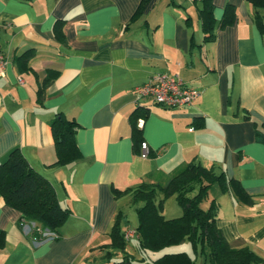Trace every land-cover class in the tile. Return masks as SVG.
<instances>
[{"label": "crops", "instance_id": "obj_1", "mask_svg": "<svg viewBox=\"0 0 264 264\" xmlns=\"http://www.w3.org/2000/svg\"><path fill=\"white\" fill-rule=\"evenodd\" d=\"M141 1L0 0V52L7 62L0 78V163L18 149L70 210L59 237L34 247L19 213L0 198V264H120L126 256L127 264H152L180 253L132 259L136 228L126 239L130 226H122V252L111 247L109 233L118 212L125 215L121 203L131 201L129 194L115 199L113 189L165 183L187 163L223 171L253 197L246 206L217 185L219 193L208 200L219 206L216 226L228 245L248 246L264 258V145L255 141V127L264 129V34L252 8L245 0H212L216 25L227 4L236 19L206 42L200 0H150L133 20ZM58 21L64 42L54 36ZM48 72L56 76L38 102ZM156 74L177 77L198 98L167 109L139 97L136 89ZM136 109L147 112L137 127L151 154L146 159L131 139ZM57 113L79 126L81 159L67 166L54 165L50 122Z\"/></svg>", "mask_w": 264, "mask_h": 264}, {"label": "trees", "instance_id": "obj_2", "mask_svg": "<svg viewBox=\"0 0 264 264\" xmlns=\"http://www.w3.org/2000/svg\"><path fill=\"white\" fill-rule=\"evenodd\" d=\"M173 3V0H169ZM252 8L253 20L264 34V0H245ZM150 0H142L133 16V20L142 14ZM197 10L202 32L206 42L215 39V29L232 25L236 19L235 8L227 4L222 18L216 25L213 16L212 0H200ZM63 21L56 22L54 36L64 42ZM56 72H48L37 90V101L41 102L45 89L52 82ZM147 112L140 109L129 117L131 139L135 148L141 146V132L137 128L138 118ZM248 117H246L247 119ZM193 126L200 127L199 120ZM256 126V125H255ZM79 126L73 119L57 113L50 122L51 135L55 151L56 166H67L81 159L76 145L75 135ZM255 141L264 145V129L255 127ZM151 156V154L149 155ZM218 185L222 192H231L246 206L253 205V197L248 195L236 179H227L225 173L213 167L206 168L199 163H187L174 169L165 183H143L136 189L119 191L113 189L115 199L129 194L132 204H140L135 209L139 249L148 252H161L166 248L189 241L195 255L204 259V264H264V258L248 246L232 248L222 232L217 228L219 207L214 200L207 209L202 204L208 201L212 185ZM174 196L182 214L178 218L166 219L163 214L165 198ZM161 197V198H159ZM0 198L5 206L19 213V221L33 222L42 231H48L59 237L60 228L70 215V210L62 208L57 200L52 184L36 172L18 149L9 152L0 163ZM127 225L126 216L118 212L111 227L109 237L111 247L125 250L122 226ZM34 236H38L35 232ZM5 234L0 231V249L4 247ZM199 248V250H198ZM123 264L130 263L125 257ZM152 264H196L186 252L165 253Z\"/></svg>", "mask_w": 264, "mask_h": 264}, {"label": "built area", "instance_id": "obj_3", "mask_svg": "<svg viewBox=\"0 0 264 264\" xmlns=\"http://www.w3.org/2000/svg\"><path fill=\"white\" fill-rule=\"evenodd\" d=\"M6 63L5 56L0 52V78L5 74ZM19 83H22V80H19ZM136 93L139 97L150 98L156 105L167 109L191 105L199 96L197 90L187 87L177 77H170L165 74L153 75L146 83L136 89ZM142 123V120H138L137 127L140 128ZM149 152L148 145L141 143L140 158L146 159ZM21 227L25 235L31 238L34 247L45 241L58 238L56 234L42 231L33 222L22 221ZM35 232L38 233V236H34ZM131 233L126 232L124 237L128 239Z\"/></svg>", "mask_w": 264, "mask_h": 264}, {"label": "rangeland", "instance_id": "obj_4", "mask_svg": "<svg viewBox=\"0 0 264 264\" xmlns=\"http://www.w3.org/2000/svg\"><path fill=\"white\" fill-rule=\"evenodd\" d=\"M219 193V189L218 186L216 184L212 185L210 188V192H209V200L213 199V197L215 195H217ZM161 198V197H159ZM129 200H124L121 203L122 206V211L125 213L126 215V220H127V226H130V231H134V229L137 226V218H136V212L135 209L137 207L140 206V204H132V202L130 201V198H128ZM209 200L204 202L202 204V208L203 209H207L209 206ZM219 207V206H218ZM162 214L166 219H173V218H178L179 216H181L182 211L180 209V207L178 206L177 202L175 201L174 196H170L168 198L164 199L163 202V210H162ZM263 214H264V210H263ZM133 248L129 245V254L132 256L131 258H141L143 257L144 259H151V257H156V255H159L162 252H143V254L140 252L137 244L132 243ZM170 249H177V251L175 252H186L187 254H189L193 259L196 260L197 264L199 263V260L202 258L201 256L195 255L192 249V246L190 244L189 241L185 240L183 243H181L180 245L177 246H172L170 248H166L163 251H170ZM199 250V248H198ZM120 259L118 258L117 261H119ZM122 264V263H120Z\"/></svg>", "mask_w": 264, "mask_h": 264}]
</instances>
